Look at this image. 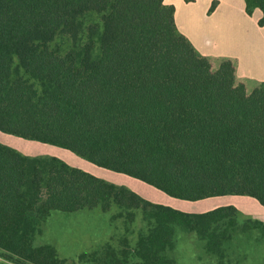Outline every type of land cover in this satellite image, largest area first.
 I'll return each mask as SVG.
<instances>
[{
  "label": "trees",
  "instance_id": "16d2710c",
  "mask_svg": "<svg viewBox=\"0 0 264 264\" xmlns=\"http://www.w3.org/2000/svg\"><path fill=\"white\" fill-rule=\"evenodd\" d=\"M245 12L264 0H244ZM213 8V4L210 11ZM235 62L200 54L164 0H0V132L196 201L249 196L264 207V81L248 92ZM141 216L134 245L107 243L81 264H177V230L224 264V247L264 236L232 205L186 213L154 204L56 157L0 143V254L11 264H74L34 237L52 210Z\"/></svg>",
  "mask_w": 264,
  "mask_h": 264
},
{
  "label": "crops",
  "instance_id": "0c3cea01",
  "mask_svg": "<svg viewBox=\"0 0 264 264\" xmlns=\"http://www.w3.org/2000/svg\"><path fill=\"white\" fill-rule=\"evenodd\" d=\"M164 3L174 7V22L177 30L191 42V44L200 54L212 59H232L235 62L236 76L238 80L244 82L245 84L247 81H253L255 83L264 81V25L258 26L257 24L258 20L262 16V13L258 8L254 9L251 15H248L245 12L244 0H164ZM212 4L213 8L210 11ZM7 135L14 136L10 134ZM11 138L13 139L8 141V144H5L2 143L4 140H1L0 137V143L13 148V150L24 156L56 157L71 167L90 173L91 175L107 182L124 186L151 203L168 206L167 202H163L164 204L159 203L158 201L160 200H158L152 194L151 196L147 197L143 196L138 191V188L136 189L131 186L128 187L123 184L115 183L104 177L102 174H97L95 170H90V168H87L88 166L94 168L96 165L86 160L84 161L83 158L77 156L67 149H39L37 146L41 145L35 142L26 141L29 145L24 146L22 145L21 141L23 138ZM28 146L31 149H29ZM96 167L98 169H105L98 166ZM185 202H189V206L183 204L181 208H171L186 213H203L220 206L232 205L237 210L236 219L239 224H242L246 219H256L264 223V207L259 204L256 199L249 196H214L196 201H183V203ZM94 209L101 211V209L98 207ZM115 209L116 212L112 213L111 217L113 219H121L125 224L126 221L124 218L115 217V215L118 213V209L116 207ZM138 213L139 212L136 211L134 222L136 219L141 220L140 213ZM133 223L131 224L133 225ZM41 232L42 225L40 227L39 233ZM128 233L134 234V229L131 228V231H128ZM180 233L188 236L193 232L181 231ZM253 237L255 238V241L253 240L254 242H250ZM188 240L193 244L196 250V237L190 236ZM244 245L245 247L247 245L246 249L248 251L247 257L244 260L246 261V264H264V236L259 237V235L255 233L252 237L247 236V241H245ZM174 250H176L175 238L174 247L170 252L173 253ZM171 257L174 258L173 255ZM206 257L209 260H206L205 263L204 260L202 262L200 259L199 261H201V264H215L216 259H213L214 257L211 258L207 255ZM73 262L75 263V261Z\"/></svg>",
  "mask_w": 264,
  "mask_h": 264
},
{
  "label": "rangeland",
  "instance_id": "374dc122",
  "mask_svg": "<svg viewBox=\"0 0 264 264\" xmlns=\"http://www.w3.org/2000/svg\"><path fill=\"white\" fill-rule=\"evenodd\" d=\"M254 84L255 82L253 81H247L246 87L248 92L252 90ZM0 137L1 140H4L2 143L5 144H8V141L13 139L11 137L17 138L15 136H8L2 132H0ZM21 141L22 145L24 146L29 145L26 141L35 142L41 145L37 146L39 149H62L57 146L44 144L33 140L22 139ZM29 149L31 148L29 147ZM87 168H90V170H95L97 174L100 173L115 183L123 184L128 187L131 186L136 189L138 188V191L143 196L147 197L151 196L152 194L158 200H160L158 201L159 203L164 204L163 202H167L168 206L174 208H181L183 204L189 206V202L183 203L185 200L165 195L156 188L149 186L137 179L130 178L127 175L105 169H98L96 166L94 168L88 166ZM115 212V207H112L109 212H101L97 209H81L73 212L52 210L45 222L42 224V232L38 233L34 237L33 244H50L55 248L58 257L66 259L68 262L75 261L74 264H81L77 257L82 252L88 253L93 249H99L107 243L118 247L121 245V241L124 237H126L128 243L133 246L136 239L137 229L141 227V220L136 219L133 225L131 223L126 225L127 223L124 224L123 220L113 219L111 217V214ZM131 228L134 229V234L128 233V231H131ZM180 232V230H177L175 234L176 250H174L173 253L168 252L167 254L171 256L173 255L177 264H201V261H199L200 259L202 262L204 260L206 263V260L209 259L204 253H202L203 251H200L199 245L196 244L195 250L193 244L188 240L190 236L196 237L195 234L192 233L188 236H185ZM253 240L255 241L254 237L250 242H254ZM245 241H247V237L241 236L237 240L234 239L224 247L223 262L225 264H246V261L244 260L247 257L248 251L246 249L247 245L246 247L244 245ZM213 259L216 258L214 257ZM0 264L11 263L6 257L0 254Z\"/></svg>",
  "mask_w": 264,
  "mask_h": 264
}]
</instances>
